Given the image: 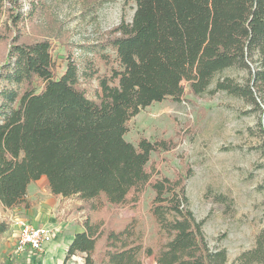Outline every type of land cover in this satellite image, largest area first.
Wrapping results in <instances>:
<instances>
[{
  "label": "trees",
  "instance_id": "16d2710c",
  "mask_svg": "<svg viewBox=\"0 0 264 264\" xmlns=\"http://www.w3.org/2000/svg\"><path fill=\"white\" fill-rule=\"evenodd\" d=\"M24 7L22 0H0V207L30 209L27 186L45 177L52 195L74 196L88 211L66 258L81 254L83 264H147V258L153 264H226L225 249L208 244L203 221L189 209L183 178L147 167L150 154L170 150L173 141L141 137L133 145L124 134L140 109L179 101L185 88L204 93L228 68L245 70L247 81L224 78L210 92L226 91L260 109L264 0H134L129 20L121 18L103 40L81 45L92 55L79 60L65 42L59 75L49 38L58 37L45 2L28 0ZM92 80L96 85L89 88ZM146 188L154 193L153 245L135 218L121 229L93 221L90 213L107 206L135 208ZM9 226L0 219V240ZM254 243L234 264H264V230Z\"/></svg>",
  "mask_w": 264,
  "mask_h": 264
},
{
  "label": "rangeland",
  "instance_id": "374dc122",
  "mask_svg": "<svg viewBox=\"0 0 264 264\" xmlns=\"http://www.w3.org/2000/svg\"><path fill=\"white\" fill-rule=\"evenodd\" d=\"M22 1L27 10L28 0ZM43 1L52 19L53 35L58 37H49L53 41L57 75L65 70V42L82 60L92 55L87 54L85 46L103 40L121 18L129 20L134 11V0ZM44 23L41 25L48 29ZM224 78L243 84L247 74L239 68L224 69L214 75L204 93L194 95L185 88L179 101L168 98L149 104L126 122L124 138L133 145L141 137L149 141H173L174 147L170 150L151 153L147 167L163 176L183 178L189 209L196 220L203 221L202 230L208 244L224 248L226 264H234L237 256L252 248L255 237L264 230V100L257 99L260 110L226 91L210 92ZM95 85L92 80L89 88ZM91 90L88 97L92 96ZM32 193L36 196L34 204L49 200L53 206H45L47 211L37 210L34 216H27L23 207H0V219L8 220L9 228L14 218L21 217L29 223L35 222L32 224L52 227L54 240L58 234L64 236L68 230V234L78 230L86 219L88 211L80 208L81 201L74 196L52 195L45 179L36 181ZM153 195V191L146 188L135 208L107 206L90 215L94 222L114 229H121L135 218L145 242L153 245L157 238L153 219L149 216ZM13 227L10 234L0 240V264H5L6 258L11 264H83L81 254L66 258L64 250L49 263L45 260V249L17 252L15 236L12 237L16 227ZM145 261L153 264L151 258Z\"/></svg>",
  "mask_w": 264,
  "mask_h": 264
},
{
  "label": "built area",
  "instance_id": "2783aa9c",
  "mask_svg": "<svg viewBox=\"0 0 264 264\" xmlns=\"http://www.w3.org/2000/svg\"><path fill=\"white\" fill-rule=\"evenodd\" d=\"M16 227L14 249L17 252L42 251L53 239V228L46 225H36L29 223L26 219L18 217L12 220Z\"/></svg>",
  "mask_w": 264,
  "mask_h": 264
},
{
  "label": "crops",
  "instance_id": "0c3cea01",
  "mask_svg": "<svg viewBox=\"0 0 264 264\" xmlns=\"http://www.w3.org/2000/svg\"><path fill=\"white\" fill-rule=\"evenodd\" d=\"M41 178L42 179H45V181H47L45 177H41ZM36 181H32V183H30L27 186V189H28V191H27V198L29 199V201L32 204V207H31L32 209L30 208L28 210H24L25 213L27 214V216L28 215L34 216L38 212L37 210H39V209L42 210V211L43 210L44 211H47L44 208L45 206L48 207V208H50L51 206H53V204H51L49 202V200L47 202H44V204H41V203L34 204L33 203L34 199H36V196L33 195L32 191H33V188L35 187ZM32 223H35V222H32ZM36 225H38V224H36ZM13 228H14L13 225H11V227L9 228V230H7V231H5L3 233V237L7 236L8 233L10 234V231H12ZM81 230H82V227L81 226L80 227L78 226V230H75L71 234H68V232H69V230H68V231H66V234L64 236H62V234H58L57 237L54 240H52L51 242H49L48 245L45 246V250H47V255H46L47 257L45 259L46 260V263H49L54 258V256L56 254H60L61 251L64 250L66 252L67 245L70 242V240L72 239V237L76 233H78V231H81ZM14 236H15V234H12V237H14ZM14 241H15V238H14Z\"/></svg>",
  "mask_w": 264,
  "mask_h": 264
}]
</instances>
